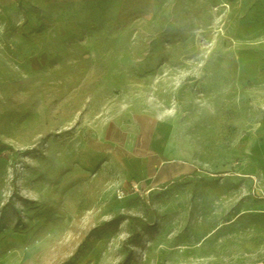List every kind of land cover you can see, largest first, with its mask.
I'll use <instances>...</instances> for the list:
<instances>
[{"label":"rangeland","instance_id":"rangeland-1","mask_svg":"<svg viewBox=\"0 0 264 264\" xmlns=\"http://www.w3.org/2000/svg\"><path fill=\"white\" fill-rule=\"evenodd\" d=\"M0 142V264H261L264 0H0Z\"/></svg>","mask_w":264,"mask_h":264},{"label":"built area","instance_id":"built-area-1","mask_svg":"<svg viewBox=\"0 0 264 264\" xmlns=\"http://www.w3.org/2000/svg\"><path fill=\"white\" fill-rule=\"evenodd\" d=\"M133 190L135 191V192H137V193H141V192H143V190L141 189V187H140V184H138V183H135L134 185H133ZM118 197H119V199H124L125 198V192L124 191H118ZM262 264V263H261Z\"/></svg>","mask_w":264,"mask_h":264},{"label":"trees","instance_id":"trees-1","mask_svg":"<svg viewBox=\"0 0 264 264\" xmlns=\"http://www.w3.org/2000/svg\"><path fill=\"white\" fill-rule=\"evenodd\" d=\"M7 150H10L9 146L0 142V155ZM262 264H264V261L262 262Z\"/></svg>","mask_w":264,"mask_h":264}]
</instances>
